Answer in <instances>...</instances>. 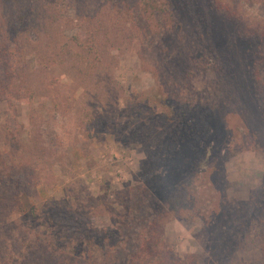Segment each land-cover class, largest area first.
I'll return each mask as SVG.
<instances>
[{
    "label": "rangeland",
    "instance_id": "rangeland-1",
    "mask_svg": "<svg viewBox=\"0 0 264 264\" xmlns=\"http://www.w3.org/2000/svg\"><path fill=\"white\" fill-rule=\"evenodd\" d=\"M161 252L264 264V0H0V264Z\"/></svg>",
    "mask_w": 264,
    "mask_h": 264
},
{
    "label": "trees",
    "instance_id": "trees-1",
    "mask_svg": "<svg viewBox=\"0 0 264 264\" xmlns=\"http://www.w3.org/2000/svg\"><path fill=\"white\" fill-rule=\"evenodd\" d=\"M18 18L19 19H18V21L16 22L15 25L17 27H19L20 26L19 25L20 23H25V25H23V27H22L23 30H25V28L29 29L31 26H34L36 24L35 21H34L35 20V17L32 14H30V13L29 14L28 13H25L22 16L20 15ZM27 24H30V25H27ZM7 98H10V97L7 96ZM181 172H182V169L180 168V171L178 170V174H177L178 175V178H182L183 173H181ZM202 177H204V175ZM204 179L206 181V177H204L203 180ZM207 196L209 197L208 202L211 203V206H213V204L215 203L213 201H217L216 192H214V191L211 192L210 190L209 191L207 190ZM99 233H101V232H99ZM104 234L106 236L100 238V239H105V237H107V239L104 240V241H108V238L109 239L110 238L111 239H115V238L117 239V236L120 235V233H119V227L118 228L116 227V230L113 231V232L112 231L111 232H108V233L106 232ZM120 246L121 245H115V247L113 248V250L110 251L111 255H113V256L115 255L116 256L117 250L120 248ZM152 257H154L153 258L154 259L153 264H175L174 262L173 263H170V261L168 260V258L167 257H164V255L162 254V252L161 253L154 254ZM144 260H145V258L143 257V255L142 254H138V255H136V258L134 259L133 262L136 261V264H142V263H144ZM145 264H148V262H146ZM234 264H244V263L235 261ZM249 264H257V263L256 262H252V263H249Z\"/></svg>",
    "mask_w": 264,
    "mask_h": 264
}]
</instances>
